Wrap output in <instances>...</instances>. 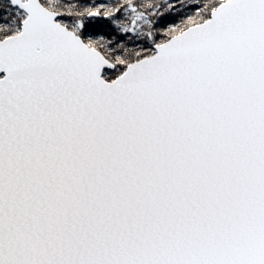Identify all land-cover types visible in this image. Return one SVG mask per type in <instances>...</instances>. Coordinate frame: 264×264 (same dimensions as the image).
Returning <instances> with one entry per match:
<instances>
[{"label": "snow or ice", "instance_id": "snow-or-ice-1", "mask_svg": "<svg viewBox=\"0 0 264 264\" xmlns=\"http://www.w3.org/2000/svg\"><path fill=\"white\" fill-rule=\"evenodd\" d=\"M0 264H264V0H0Z\"/></svg>", "mask_w": 264, "mask_h": 264}]
</instances>
